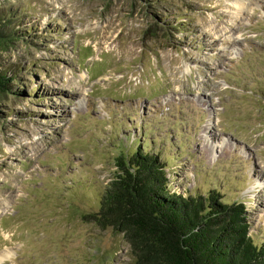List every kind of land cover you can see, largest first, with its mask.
<instances>
[{
	"label": "rangeland",
	"instance_id": "rangeland-1",
	"mask_svg": "<svg viewBox=\"0 0 264 264\" xmlns=\"http://www.w3.org/2000/svg\"><path fill=\"white\" fill-rule=\"evenodd\" d=\"M0 28V264H134L82 216L137 148L264 243V0H0Z\"/></svg>",
	"mask_w": 264,
	"mask_h": 264
},
{
	"label": "trees",
	"instance_id": "trees-1",
	"mask_svg": "<svg viewBox=\"0 0 264 264\" xmlns=\"http://www.w3.org/2000/svg\"><path fill=\"white\" fill-rule=\"evenodd\" d=\"M12 36L0 28V48ZM12 81L0 72V94ZM164 162L140 148L118 157L98 210L82 219L122 234L134 264H264V243L251 237L245 205L215 189L170 191Z\"/></svg>",
	"mask_w": 264,
	"mask_h": 264
},
{
	"label": "bare ground",
	"instance_id": "bare-ground-1",
	"mask_svg": "<svg viewBox=\"0 0 264 264\" xmlns=\"http://www.w3.org/2000/svg\"><path fill=\"white\" fill-rule=\"evenodd\" d=\"M205 137H206V139L209 140L210 143H211V136L209 137L208 134H206ZM223 142H224V140H223ZM223 142L221 141V143H218V145H221ZM211 145H212V144H211ZM213 145L215 146L216 144L213 143ZM212 147H213V146H212ZM258 186H259V185H258Z\"/></svg>",
	"mask_w": 264,
	"mask_h": 264
}]
</instances>
